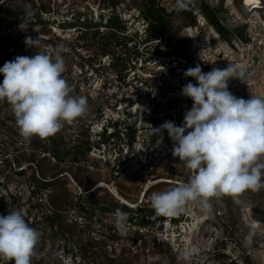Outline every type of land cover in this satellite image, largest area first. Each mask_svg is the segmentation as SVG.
Returning <instances> with one entry per match:
<instances>
[{
    "label": "rangeland",
    "instance_id": "374dc122",
    "mask_svg": "<svg viewBox=\"0 0 264 264\" xmlns=\"http://www.w3.org/2000/svg\"><path fill=\"white\" fill-rule=\"evenodd\" d=\"M141 1L0 0V30L11 23L19 24L22 30L17 39L0 41V65L16 51L30 47L35 55L38 50L53 54L63 45V78L72 95L88 101L86 114L70 124L80 133L76 144L57 133L46 139L36 137L30 157L28 151L20 152L21 162L16 161L8 170V192L0 188V215L9 213L11 194L18 197L22 189L20 204L28 200L29 205L42 209L29 212L27 206L20 208L40 234L35 252L41 255L48 250L55 264H60L59 256L79 258L84 264H264V189L213 197L209 213L189 204L173 217L175 221H162L156 215L147 221L146 214L128 213L136 221H127L126 234L115 227L118 205L134 211L151 210L153 192L186 183L193 174L173 156L174 143L166 130L159 132L161 139L155 150L150 146L155 124L141 115L147 105L145 94L162 99L155 117L159 128L165 121L177 126L183 123L191 98L182 96L181 89L189 82L197 83L184 72L197 64L204 73L229 64L243 68L244 77L230 78L228 90L245 100L264 98V11L253 12L243 0H225L219 16L222 25L229 32L239 30L242 37L237 33L219 35L200 14L194 25L175 16L171 23L178 37L174 48L178 54L170 56L171 44L154 33L145 34L146 27L138 22ZM156 1L159 5L165 2ZM18 12L24 15L14 17ZM113 16L119 18L115 21L119 29L107 28ZM257 30L262 35L257 37ZM26 37L39 38L41 47L27 45ZM135 50L140 57L135 58ZM153 51L160 54L153 56ZM22 56L29 55L24 52ZM143 76L151 78L148 86L140 84ZM114 92L117 95L111 97ZM137 110L134 139L130 131L118 129L117 138L96 151L102 142L98 134L114 133L108 130L112 123L126 120L125 114ZM0 111L13 114L6 100L0 102ZM5 170L0 167V175ZM42 179L53 185L44 191L38 189L37 180ZM30 185L39 195H30ZM64 198L66 202L60 205L58 201ZM3 206L7 211L1 210ZM143 221L147 224L140 226ZM159 223L162 230L157 229ZM159 239L166 243L160 244ZM188 247L193 255L186 262L180 252Z\"/></svg>",
    "mask_w": 264,
    "mask_h": 264
},
{
    "label": "clouds",
    "instance_id": "9594fccd",
    "mask_svg": "<svg viewBox=\"0 0 264 264\" xmlns=\"http://www.w3.org/2000/svg\"><path fill=\"white\" fill-rule=\"evenodd\" d=\"M30 7V6H26ZM177 11L187 0H176ZM25 43L37 49L38 39ZM63 45L53 54L39 51L34 56H17L0 67V102L7 101L14 114L19 135L27 141L56 135L65 123L71 124L88 110L86 97L72 95L63 78L66 70ZM197 83L184 85L181 95L193 101L180 126L165 121L154 134L166 130L178 157L193 174L188 182L153 192L150 207L156 216L176 217L186 206L196 204L204 213L212 210L211 199L264 189V98H238L228 90L230 78H243L245 70L229 64L204 73L199 64L184 72ZM115 227L127 232L128 213L117 209ZM40 234L31 227L21 210L0 215V259L13 264H32ZM193 250L180 257L188 262Z\"/></svg>",
    "mask_w": 264,
    "mask_h": 264
},
{
    "label": "trees",
    "instance_id": "16d2710c",
    "mask_svg": "<svg viewBox=\"0 0 264 264\" xmlns=\"http://www.w3.org/2000/svg\"><path fill=\"white\" fill-rule=\"evenodd\" d=\"M224 2H225V0H221V3L218 7L212 8L204 0H187V8L186 9L177 11L174 8L172 11H170L166 7L159 5L156 0H142L140 2V4L138 5V11L140 14L139 18L148 23L149 31L151 33H154L156 35V37H159L160 39L165 40L171 44L170 50H168V55L174 56V55L178 54L177 50L174 49L178 43V37H177V34L175 33L174 28H173L172 23H171L172 19L175 16H177L178 18H181L183 20H187L192 25H194L196 23L195 17L200 14L207 20L208 25L210 27H212L219 35L224 37L226 35L233 36V35H235L234 33H237L240 37H242V32H240L239 30H235L234 32H229V30H227L222 25V23H221L222 21H221L219 16L221 14L220 11L222 9V6L224 5ZM255 8L257 9V7H254V9ZM23 15L24 14L22 12H18V13L13 14L14 17H21ZM115 21H119V18L116 16H113L112 18H110V22H109L107 28L114 29V30L119 29V28H117L118 26H117V24H115ZM244 40L248 42V39L244 38ZM146 42H147V39L143 41V44H145ZM120 45H123V44L120 43ZM136 48H137V45H135L134 49H136ZM137 52H138V50H135V52H134L135 58H138L141 56ZM152 53H153V56L160 54L159 51H153ZM123 68H125V67H123ZM149 79H151V78L150 77H146V78L142 77L139 80L140 84H142V87L148 86L147 84L149 82L147 80H149ZM155 79H158V78H155ZM158 81H161V79H159ZM139 82H137V83H139ZM170 87H171V89H174L173 88L174 85H171ZM145 97L147 98V105H146V108L141 112V115H143L145 117L146 121H149V122L155 124V128L152 127L153 129H158L159 127H158L157 121L155 120V117L158 115L159 110L162 107V103H161L162 99H160V97H158L159 100L156 99V97L150 98L149 93L145 94ZM190 103L192 106L193 101L190 100ZM191 106H190V108H191ZM126 115H127L126 120H122L121 122L114 123L112 125L113 129L115 130L113 135L107 136L105 133L100 135V137H102V142L100 143V146L101 145H104V146L109 145L110 144L109 142L112 139L117 138V134L120 133V132H118V129H119V131H122V129L124 131H130L131 132V138H132L131 140L134 139V132H135L134 127L137 123L138 115H137V113L125 114V116ZM151 132H152V130H151ZM150 138H151L150 146L153 147L155 150V146H156L157 142L161 139V133H156V134L152 133ZM54 157L58 158V155L54 154ZM33 182H31V183H33ZM37 184H38V189L46 190L53 185V182H47L46 180L42 179V180H37ZM35 194H36V192L34 193V196H35ZM64 202H66L65 198L60 199L58 201V203L60 205L64 204ZM35 208H38V206H36ZM117 209H121L122 211L127 212V213L132 214V215L146 214L145 218L147 221H148L149 217H155V212L153 209H151V210H145V209H139L138 210L137 209L136 211H134L133 208H130L129 206H127L125 204L118 205ZM107 211L108 210H103V212H105V213H107ZM160 217H161L162 221H165L168 219V218H165L162 216H160ZM53 219L54 218H52L51 220H53ZM169 219L174 220L173 217H169ZM135 221L136 220L134 218L128 217V222L135 223ZM146 224H147V222H145V221L139 223L140 226H145Z\"/></svg>",
    "mask_w": 264,
    "mask_h": 264
},
{
    "label": "built area",
    "instance_id": "2783aa9c",
    "mask_svg": "<svg viewBox=\"0 0 264 264\" xmlns=\"http://www.w3.org/2000/svg\"><path fill=\"white\" fill-rule=\"evenodd\" d=\"M164 1H165L164 4H162L161 6H164L167 9H169V7H171V8L174 7V5L176 3V0H171V1L164 0ZM204 1L212 8L218 7L221 3V0H204ZM252 1H253V4H250V5L246 4L247 3L246 0H243V3L246 7L253 10V12L264 11V5H263L262 0H252ZM254 7H257V9H254ZM139 17H140V14H138V16H137V19H139L138 22H140V20H141L143 22L142 25L146 27L145 29L147 31L145 34H149L150 31H149L148 23L146 21L140 19ZM21 34H22L21 26L17 23H11V24H9V26H3V28L0 30V41H3L6 38L17 39L18 37L21 36ZM260 35H262V31L257 30L256 36L258 37ZM244 46L251 47L249 43H244ZM24 52L26 54H28L29 56L35 55L34 50L29 47V48H26V50H24L23 52L16 51L15 54L13 55V57L10 58L9 61L14 60L15 57H17V56H22V54ZM3 65H0V67H3ZM3 78H4L3 74H0V83L3 81ZM119 90H120V88H119ZM112 95L114 96L117 94H115V92H114L111 94V97H112ZM137 112H138V110L135 111L134 114ZM79 119L80 118H77L76 120L79 121ZM111 122H113V121H111ZM115 123H118V121H116ZM112 124H114V123H112ZM109 129H112L114 131L112 126L110 128H108V130ZM106 130H107V128H106ZM58 133H63L64 135H66L70 139L69 142L72 145L76 144L80 138V133L77 131V128L73 124L71 126L70 124L65 123L63 125L62 129ZM104 133L107 136L114 134L113 132L107 133L104 131L103 133L101 132L100 134H98L99 138H100V135H102ZM35 138L36 137H33L30 142L25 140L24 138H22L19 135V130H18V127L16 125V120H15L14 114L4 113V112L0 111V167L6 168V170L3 172V174L0 175V188L3 187L6 192H8V186L6 185V183H8V181L10 182V179L8 178V175H9L8 170H11V167L16 165V161L21 162V154H20L21 151H24V153L26 151H28V153H29L28 155L30 157V153L32 151L31 144ZM101 146H104V145H101ZM100 147L96 151H98L100 149ZM21 187H22V185H19V187H17V188L21 189ZM29 189H31L30 195H32V194L34 195V193L36 192L34 185L33 186L30 185ZM19 194H20V196H18V197L11 194L10 199L12 200L13 205L10 206L8 212H10L11 210H21L24 208V206H27L30 208V209H27V211H29V212L32 210H34L36 212H42V209H39L40 207L35 208L37 205H34L35 207L29 205L28 200L23 202V204H20L21 203L20 197L24 196V194H22V189H21ZM35 195H39L38 192H36ZM0 196H1V194H0ZM31 198H33V197H31ZM15 203L18 206L15 207L14 206ZM2 208L3 209H1V210L3 212L7 211L5 206H3ZM46 210H47V212H51L49 209H46ZM161 227H162V225H161V223H159L157 225V229L162 230ZM162 236H163V234L161 235V237ZM158 242L160 244H164V243H166V240H164V239L160 240L159 239ZM49 253L50 252L48 250H44L41 255L36 254L32 258V264H55L56 259L52 258ZM58 259L60 260V262H59L60 264H84L83 260L79 259V258L74 259L72 257L59 256ZM0 264H13V262L12 261H4L3 259H0Z\"/></svg>",
    "mask_w": 264,
    "mask_h": 264
},
{
    "label": "bare ground",
    "instance_id": "6f19581e",
    "mask_svg": "<svg viewBox=\"0 0 264 264\" xmlns=\"http://www.w3.org/2000/svg\"><path fill=\"white\" fill-rule=\"evenodd\" d=\"M246 2H247L246 3L247 5L253 4V1L252 0H246Z\"/></svg>",
    "mask_w": 264,
    "mask_h": 264
}]
</instances>
